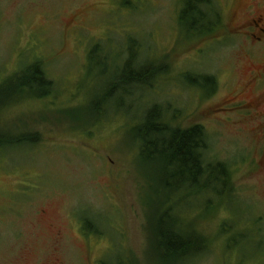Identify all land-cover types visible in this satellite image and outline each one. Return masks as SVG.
Instances as JSON below:
<instances>
[{
  "label": "rangeland",
  "instance_id": "obj_1",
  "mask_svg": "<svg viewBox=\"0 0 264 264\" xmlns=\"http://www.w3.org/2000/svg\"><path fill=\"white\" fill-rule=\"evenodd\" d=\"M256 2L215 0L220 25L196 35L181 0H0V85L14 92L0 128L36 139L0 150V264H162L153 240L169 204L170 236L208 241L185 264H264V155L239 104L264 70L245 35ZM36 63L53 85L22 88L15 74ZM154 105L205 129L231 193H196L142 157L135 131Z\"/></svg>",
  "mask_w": 264,
  "mask_h": 264
},
{
  "label": "trees",
  "instance_id": "obj_2",
  "mask_svg": "<svg viewBox=\"0 0 264 264\" xmlns=\"http://www.w3.org/2000/svg\"><path fill=\"white\" fill-rule=\"evenodd\" d=\"M214 1L181 0V19L184 23L186 22L190 25V29L196 35L211 32L212 27L220 25V15ZM100 51V46H97L93 54L99 56L98 52ZM127 60L125 70L132 66L136 58L131 56ZM141 66L143 67L140 69L139 74L136 75L134 81L147 87L150 85L153 70L146 68L145 65ZM15 76L16 78L18 77L17 80L19 79V85L22 88L27 84L22 83L23 79L30 80L31 87L53 85L52 82L47 80L46 72L40 63L29 66L20 74H15ZM119 77L120 83H122V77L125 76H122L121 73ZM125 79L126 82L129 81L127 75ZM201 79L208 87L215 83L213 77L205 76L201 77ZM11 87L9 80L0 85V113L2 106L6 105L4 103L5 95L14 93ZM166 112L168 113L160 106L154 105L146 112L144 120L137 127L135 132L136 138L140 142L142 157L148 162H160L166 174L168 173L171 178L172 176L178 178L182 183L180 186L188 183L191 190L196 193L198 191L205 192L206 190H211L218 196H222L225 192L231 193L233 189L229 167L224 163H207L206 161L205 152L209 148V141L205 129L200 125L187 129L177 128L170 123ZM35 140L34 137L28 135L17 138L0 128V150L14 145L33 143ZM167 186L170 185L167 184ZM172 199L173 196L170 195L167 198L168 202H166L170 203ZM168 208H165L159 219L157 225L159 227L156 229L153 240L154 248L162 264H185L187 260L204 253L208 249V241L191 229L190 236L185 238L186 234L182 233L177 226L173 227V237L170 236L171 233L162 227L172 209V207Z\"/></svg>",
  "mask_w": 264,
  "mask_h": 264
},
{
  "label": "flooded vegetation",
  "instance_id": "obj_3",
  "mask_svg": "<svg viewBox=\"0 0 264 264\" xmlns=\"http://www.w3.org/2000/svg\"><path fill=\"white\" fill-rule=\"evenodd\" d=\"M261 6V2H256L255 8L250 7L252 11L246 15L251 21L245 35L254 48H264V8L262 9ZM250 90L254 96L252 95L239 104L252 122L250 133L256 138L257 143L262 146L260 149L262 155H264V70L251 72ZM55 263L61 264L57 261Z\"/></svg>",
  "mask_w": 264,
  "mask_h": 264
}]
</instances>
